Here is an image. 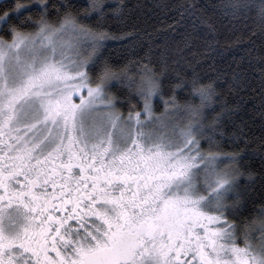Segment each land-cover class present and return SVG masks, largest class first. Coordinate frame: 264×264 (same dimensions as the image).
<instances>
[{
    "label": "snow or ice",
    "instance_id": "1",
    "mask_svg": "<svg viewBox=\"0 0 264 264\" xmlns=\"http://www.w3.org/2000/svg\"><path fill=\"white\" fill-rule=\"evenodd\" d=\"M152 12L0 0V264H264V0Z\"/></svg>",
    "mask_w": 264,
    "mask_h": 264
},
{
    "label": "trees",
    "instance_id": "2",
    "mask_svg": "<svg viewBox=\"0 0 264 264\" xmlns=\"http://www.w3.org/2000/svg\"><path fill=\"white\" fill-rule=\"evenodd\" d=\"M2 2H8V0H2ZM118 2H119V0H109L110 5L113 7ZM50 3L51 4L68 3V4L83 6V4L86 3V0H50ZM127 3L133 7V9L135 11V16L139 17L138 26L142 30H150L148 28V25H151L152 20H149L148 17L152 16L153 19L157 18V17L153 16V12H152V5L156 3V0H127ZM137 6H139V7H137ZM53 16H55L54 12H53ZM133 23H137V21L133 20ZM246 23L250 24L251 22L248 21ZM222 25H223V21H218V26L221 28V35L218 38L220 39L221 44H223L225 42V39L228 38L227 32ZM239 27L240 26L238 25V28ZM240 31H243V29L240 28ZM240 31H238L237 34H240ZM243 35L246 37L247 31H243ZM254 39H255V37H254ZM256 43L259 44L260 41L258 39H256ZM145 46H146V42H145ZM109 47L111 48L112 45H109ZM201 47H202V45H201ZM140 54L142 55V53H140ZM129 58H132V57H129ZM215 59L217 61L215 64V68H217V69L222 68L225 63L231 62L230 56H225L222 59L219 57H216ZM210 64H212V60L208 59V60H206V62L204 64H202L200 66L201 69L203 70V72L207 73L208 76L212 75V72L208 67V65H210ZM132 70L135 71V68H133ZM204 82H207V81L205 80ZM176 91H177V96L181 101L188 98L187 95L185 94V92L183 91V89H177ZM166 94H168V93H166ZM154 103H155V110L157 112H159L163 109V104L158 97L154 99ZM218 110L219 109H217V111ZM246 118L249 120V124L252 126L253 134L259 135V118L258 117L255 118L254 124H253V120L251 118V113H249ZM233 219H235V217H233Z\"/></svg>",
    "mask_w": 264,
    "mask_h": 264
}]
</instances>
